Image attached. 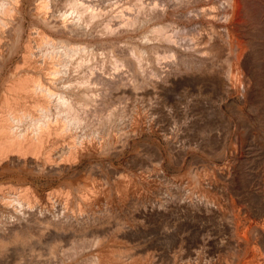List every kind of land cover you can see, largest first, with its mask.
Returning a JSON list of instances; mask_svg holds the SVG:
<instances>
[{
    "label": "bare ground",
    "instance_id": "bare-ground-1",
    "mask_svg": "<svg viewBox=\"0 0 264 264\" xmlns=\"http://www.w3.org/2000/svg\"><path fill=\"white\" fill-rule=\"evenodd\" d=\"M120 4L0 0V264H264V0Z\"/></svg>",
    "mask_w": 264,
    "mask_h": 264
},
{
    "label": "rangeland",
    "instance_id": "rangeland-1",
    "mask_svg": "<svg viewBox=\"0 0 264 264\" xmlns=\"http://www.w3.org/2000/svg\"><path fill=\"white\" fill-rule=\"evenodd\" d=\"M121 1H122V4H120L121 6H122L123 4H125V3H126V0H125V1H124V0H121ZM125 39H126V38H125ZM128 39H129V40H128ZM124 41H125V40H124ZM126 41H127V42H130V41H131L130 37H128V38L126 39ZM126 41H125V42H126ZM127 42L125 43V45H127V44H130V43H131V42H130V43H127ZM180 172H182V171H179V173H180Z\"/></svg>",
    "mask_w": 264,
    "mask_h": 264
}]
</instances>
